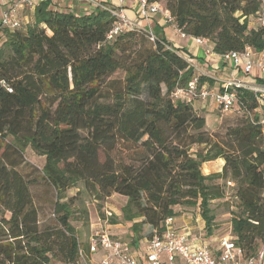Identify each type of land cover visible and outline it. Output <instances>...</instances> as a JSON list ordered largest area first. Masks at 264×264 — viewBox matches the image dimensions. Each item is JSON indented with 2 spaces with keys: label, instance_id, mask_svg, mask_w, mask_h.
Returning a JSON list of instances; mask_svg holds the SVG:
<instances>
[{
  "label": "trees",
  "instance_id": "16d2710c",
  "mask_svg": "<svg viewBox=\"0 0 264 264\" xmlns=\"http://www.w3.org/2000/svg\"><path fill=\"white\" fill-rule=\"evenodd\" d=\"M149 1L161 2L186 35L208 39L216 54L264 50V26H249L260 0ZM28 12L0 36V79L12 89L0 85V264L75 260L74 198L66 192L77 182L97 198L126 197L123 216L137 219L135 231L148 225L147 236L178 216L176 207L199 200L208 237L207 204L220 192L207 181L215 178L235 189L240 211L230 236L241 257L262 252L264 264V96L235 87L231 118L208 133L193 103L173 95L194 68L159 29L154 42L138 31L108 41L113 19L105 11L79 14L40 1ZM118 71L122 80L111 77ZM199 83L214 89L211 77ZM255 83L264 86V77ZM194 145L206 149L193 152ZM219 157L221 172L203 175L201 164ZM38 180L55 194L44 224L30 189Z\"/></svg>",
  "mask_w": 264,
  "mask_h": 264
},
{
  "label": "built area",
  "instance_id": "2783aa9c",
  "mask_svg": "<svg viewBox=\"0 0 264 264\" xmlns=\"http://www.w3.org/2000/svg\"><path fill=\"white\" fill-rule=\"evenodd\" d=\"M40 1H48L54 6L61 1H69L67 10L79 14L95 10L107 12L113 19L106 34L108 41L118 34L138 31L145 33L154 42L156 35L151 19L157 15L164 24L171 25L180 36H189L175 25L170 12L161 2L149 0H0L1 6L4 5L0 13V36L4 28L9 30L19 28L21 16ZM260 2L261 8L256 19L259 25L264 26V0ZM73 4H80L81 7H72ZM193 40L202 46L206 53H214L208 39L193 37ZM184 55L194 68V73L186 86L174 91L173 95L177 99L189 103L212 99L216 106L225 112L231 109L235 100V87L252 88L231 74L220 89H210L199 83L200 75L211 77L208 71L193 64L191 59ZM218 55L224 63L230 64L233 72L241 69L248 75L257 69L264 73V50L255 53L251 47L246 46L242 51H229ZM0 85L6 87L9 92L12 90L3 79H0ZM260 121L264 129V113ZM109 215L110 213H107V216ZM174 218L167 217L160 231H152L150 236L134 245L114 237L107 226V219L100 220L85 241L77 237L76 258L71 264H262V252L258 258L243 259L241 248L234 244L231 236H222L215 244L201 242L196 236L190 237L186 232L177 230Z\"/></svg>",
  "mask_w": 264,
  "mask_h": 264
},
{
  "label": "rangeland",
  "instance_id": "374dc122",
  "mask_svg": "<svg viewBox=\"0 0 264 264\" xmlns=\"http://www.w3.org/2000/svg\"><path fill=\"white\" fill-rule=\"evenodd\" d=\"M69 4V1H61L57 7L67 10ZM2 6L0 4V13ZM78 6L81 7L80 4H73L72 7ZM25 13L27 16L29 15L28 11ZM257 25V20L253 24H249V26L253 27H257ZM4 48L5 45L1 39L0 51ZM5 52L6 50H4V55ZM185 54L188 55L187 52H185ZM111 77L122 80L124 73L118 71ZM257 92L261 94V96H264V91L259 90ZM193 105L194 108L197 111H200V114L204 116L205 130L208 133L222 130V120L230 119L233 114L229 111H220L216 107V104L214 102L212 103L210 99L206 100L205 103L194 102ZM205 149L206 147L204 145H194L191 150L194 152ZM30 155L32 154L29 151L24 152V156L26 158L29 159ZM30 161L33 164H39L36 160ZM222 166L223 159L219 157L203 162L201 164L200 170L201 173L206 176L221 172ZM207 182L214 184L220 192V197L212 199L210 203L207 204L209 214L212 216L211 233L208 235V237H206L208 230L205 226V220L203 219L201 213L202 206L199 204V200L192 206L176 207V210L179 211V214L174 219L177 230L186 232L190 237L196 236L201 242H205L206 239H209L211 244H215L220 237L231 235L230 220L233 214L238 213L240 209L236 203L237 199L235 196V189L231 184L228 183L227 180L215 178L208 180ZM30 189L38 206V216L40 223L44 224L52 218L51 209L55 200L54 191L41 180H38L36 185H32ZM66 195L73 196L74 198L73 202L70 204L71 216L69 222L74 228L75 235L81 241H85L97 223L100 220L103 221L105 219H107V226L109 227L113 236L120 238L131 245H134L137 242L141 243V241H143L151 232V229H149L148 225H142L139 231H135L132 228V222L136 221L137 219L131 221L123 216L122 208L126 205L125 203H127V198L124 196L113 193L107 197L97 198L96 195L85 188L82 182H77L75 186L66 192ZM107 213H110V215L107 216Z\"/></svg>",
  "mask_w": 264,
  "mask_h": 264
},
{
  "label": "crops",
  "instance_id": "0c3cea01",
  "mask_svg": "<svg viewBox=\"0 0 264 264\" xmlns=\"http://www.w3.org/2000/svg\"><path fill=\"white\" fill-rule=\"evenodd\" d=\"M151 23L153 31L155 32L159 29L160 33L158 35H163L167 43L175 48H180L181 52L184 54L187 52L188 55H186L191 59L193 64H196L202 69L208 71L209 75L214 80V89H220L223 82L227 80L231 74H233L235 78L250 84L251 87L254 88L253 90L256 89L255 91H264V86L257 85L255 83V77H264V73L258 71L257 69L253 70L252 73L248 75L243 73L241 69L233 72L230 64L224 63L218 54L206 53L202 46L195 43L192 36H180V34L173 30L171 25L164 24L159 15L152 17ZM254 52L258 53L259 51ZM261 103L262 109L264 110V100L261 101ZM139 249L140 248L137 250L139 255H141V251Z\"/></svg>",
  "mask_w": 264,
  "mask_h": 264
}]
</instances>
